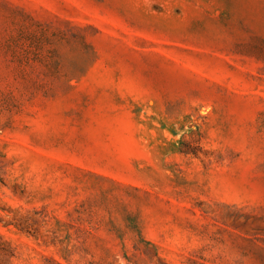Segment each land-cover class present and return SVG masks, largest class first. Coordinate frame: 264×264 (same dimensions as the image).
<instances>
[{"label":"rangeland","instance_id":"obj_1","mask_svg":"<svg viewBox=\"0 0 264 264\" xmlns=\"http://www.w3.org/2000/svg\"><path fill=\"white\" fill-rule=\"evenodd\" d=\"M0 264H264V0H0Z\"/></svg>","mask_w":264,"mask_h":264}]
</instances>
